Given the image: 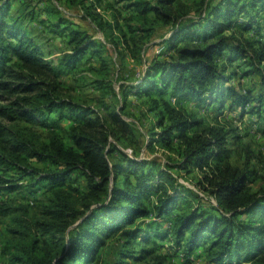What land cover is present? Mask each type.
<instances>
[{
  "label": "trees",
  "instance_id": "1",
  "mask_svg": "<svg viewBox=\"0 0 264 264\" xmlns=\"http://www.w3.org/2000/svg\"><path fill=\"white\" fill-rule=\"evenodd\" d=\"M84 1L67 0L73 6L87 9ZM121 1L127 2L124 8L134 14L124 18L118 12L113 13V29L120 31L122 37L126 33L119 19L124 20L131 33L150 32L156 24L169 27V35L163 42L171 53L164 60H152L139 82L129 90L151 101L155 126L159 128L153 133L157 136L155 140L167 150H174L176 143L180 158L157 169L152 160L125 154L112 159L116 150L110 143L113 130L101 122L95 109L70 98H60L54 92L58 85L53 84L61 74L76 70L87 54L102 58L101 43L59 19L52 24L51 33L63 31L68 49L59 59L58 67H53L22 29L21 19L8 16L9 0H2L0 88L22 93L37 90L33 98L27 99L32 107L22 111L28 116L42 117L43 124L53 122L52 114L56 121L68 118L74 123L68 132L69 144L55 129L47 142L36 148L31 143L18 142L28 157L50 165L40 168L28 163L21 172L22 176H31L39 184L49 186V196L41 203L39 217H12L15 227L10 232L16 236L7 239L2 253L11 264H96L106 240L116 238L121 243V258L141 260L150 256L153 264H163L164 257L155 254L154 247H147L148 243L155 246L158 239L168 240L172 247L184 248L187 253L204 248L212 264H264V189L250 191L253 169L248 163L243 169L231 167L227 130L203 127L200 119L190 118L165 98L170 93L201 106L215 104L219 109L228 101L241 114L254 100L255 105L246 112L261 116L264 40L261 36L256 40L235 36L234 31L258 34L259 11L264 10V0H217L214 4L201 0L199 11L191 17L181 0ZM17 11L22 13L20 8ZM31 14L29 11L24 15ZM132 19L138 22L136 28L130 24ZM225 30L231 32L227 34ZM239 58H246L251 68L246 75L259 76L262 89L252 97L228 83L236 75L235 69L230 68ZM9 63L24 73L20 77L28 80L26 83L11 88L1 82L7 75L19 77L7 71ZM37 77H45L48 82L33 79ZM39 82L47 88L37 86ZM9 111L0 107L2 115L8 116ZM112 116L118 122L117 116ZM261 118L264 121V115ZM27 156L17 154L15 159L27 164ZM8 160L1 157L0 163ZM194 168L199 171L197 184L209 190L218 207L191 204V198L196 197L177 183L171 171L177 169L188 174ZM76 172L85 180L84 191L72 187ZM3 188L2 195L15 189ZM70 190L75 191L76 198ZM8 210L3 208L0 214L6 215ZM147 218L154 223L146 222ZM161 222H168V226L155 228Z\"/></svg>",
  "mask_w": 264,
  "mask_h": 264
},
{
  "label": "rangeland",
  "instance_id": "2",
  "mask_svg": "<svg viewBox=\"0 0 264 264\" xmlns=\"http://www.w3.org/2000/svg\"><path fill=\"white\" fill-rule=\"evenodd\" d=\"M181 1L188 7L190 17L199 11L201 0ZM208 1L214 4L217 0ZM84 3L87 9L73 6L67 0H9L7 13L12 19H21L22 29L38 46L43 59L53 67H58L59 59L68 49L67 36L63 35V31L58 34L51 33L55 21L65 20L69 27L84 31L100 42L103 46L102 58L87 54L76 70L61 74L57 82L53 83L58 85L54 92L60 98H70L77 104L97 111L101 122L113 130L110 143L116 150L112 159L125 154L139 160H152L155 162V169L163 167L166 163H175L180 158L176 143L173 144L174 150H167L155 140L157 136L153 133L158 132L159 128L155 126L156 114L151 108V101L129 90L139 82L145 68L152 60H164L171 53L163 42L169 35V27L156 24L150 32L135 30L131 33L124 20L119 19V25L126 33V37H122L120 31L113 29V13L118 12L120 17L124 18L133 17L132 10L124 8L127 2L85 0ZM19 8L22 13L17 11ZM29 11L32 12L31 15H24ZM137 23L136 19L130 20L132 27L136 28ZM259 25L258 34L254 31L241 32L240 29H235V36L243 35L250 40L259 39L258 36H261L264 40V10L259 11ZM230 32L225 30L227 34ZM246 63V58H239L233 64L230 71L235 69L236 75L228 83L235 86L241 94L247 92L252 97L262 88L258 82V74L246 75L251 69ZM6 67L7 71L11 70L12 75L19 74V77L13 78L7 75L1 82L12 88L17 83L28 81L20 77L24 73L22 74L19 69L15 70L11 63ZM26 77L30 78V76ZM33 79L48 82L45 77ZM37 86L47 88L42 82ZM36 93L37 90L22 93L0 88V107H5L6 111L10 109L8 116L0 112V159L1 157L10 159L0 163V191L4 190L3 186L15 187L6 195L0 193V211L3 208L9 209L6 215L0 214V264H11L8 257L2 253V249L7 239L16 236V233L10 232V229L15 227L12 217L16 215L39 217L41 203L46 202L49 196V186L39 184L31 176H22L21 172L23 166L28 163L30 167L40 168L50 165L28 157L24 152L25 149L18 146V142L31 143L36 148L46 143L51 130L55 129L66 143H70L68 132L70 126L74 124L70 119L56 121L55 115L52 114L53 122L43 124L42 117L36 115L32 117L33 114L28 116L22 111L32 107L27 99L33 98ZM165 98L172 106L182 109L190 118L200 119L203 127L215 126L227 130L231 167L243 169L248 163L249 168L255 173L249 183L250 191L259 192L264 189V121L261 118L264 111L261 112V116L260 113L255 115L246 112L255 105L254 100L241 114L238 108L230 107L228 101L219 109L215 104L201 106L195 101L171 96L170 93H167ZM112 114L117 116L118 122L113 121ZM17 154L27 156V164L18 162L15 159ZM171 171L176 176L177 183L182 185L187 193H192L196 197L191 198V204H200L206 208L218 207L209 190L197 184L199 179L197 168L188 174L177 169ZM71 181L72 187L85 190V180L77 172L73 174ZM70 193L76 198L75 191L70 190ZM146 203L150 204V200ZM24 208L26 211H23ZM215 213L217 214L218 210H215ZM146 222L154 223L152 218H147ZM167 226L168 222L167 224L161 222L156 224L155 228ZM171 245L168 240L157 239L155 246L148 243L147 247H154L155 254L164 257L163 264H212L204 248L187 253L184 248H174ZM121 249V243L116 238H108L99 250V260L96 264H153L150 256L141 260L121 258L119 256Z\"/></svg>",
  "mask_w": 264,
  "mask_h": 264
}]
</instances>
